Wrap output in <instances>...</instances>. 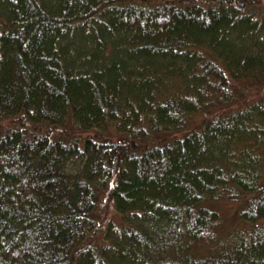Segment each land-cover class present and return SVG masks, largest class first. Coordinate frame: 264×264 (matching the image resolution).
Listing matches in <instances>:
<instances>
[{
	"label": "trees",
	"instance_id": "16d2710c",
	"mask_svg": "<svg viewBox=\"0 0 264 264\" xmlns=\"http://www.w3.org/2000/svg\"><path fill=\"white\" fill-rule=\"evenodd\" d=\"M0 264H264V0H0Z\"/></svg>",
	"mask_w": 264,
	"mask_h": 264
}]
</instances>
